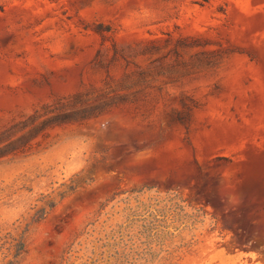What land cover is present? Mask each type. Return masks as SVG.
Returning <instances> with one entry per match:
<instances>
[{
	"label": "rangeland",
	"instance_id": "1",
	"mask_svg": "<svg viewBox=\"0 0 264 264\" xmlns=\"http://www.w3.org/2000/svg\"><path fill=\"white\" fill-rule=\"evenodd\" d=\"M0 264H264V0H0Z\"/></svg>",
	"mask_w": 264,
	"mask_h": 264
}]
</instances>
